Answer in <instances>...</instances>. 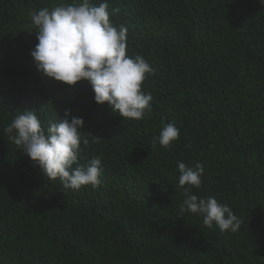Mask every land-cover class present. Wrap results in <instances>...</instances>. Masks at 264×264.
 Wrapping results in <instances>:
<instances>
[{"label":"trees","instance_id":"trees-1","mask_svg":"<svg viewBox=\"0 0 264 264\" xmlns=\"http://www.w3.org/2000/svg\"><path fill=\"white\" fill-rule=\"evenodd\" d=\"M61 2L72 0H0V264H264V5L107 0L127 55L152 68L151 111L135 120L97 104L88 81L37 69L31 14ZM23 110L44 125L82 117L79 163L100 158L101 184L65 190L45 176L4 132ZM168 122L179 139L154 146ZM178 162L204 166L192 194L230 207L238 232L180 211Z\"/></svg>","mask_w":264,"mask_h":264},{"label":"clouds","instance_id":"clouds-1","mask_svg":"<svg viewBox=\"0 0 264 264\" xmlns=\"http://www.w3.org/2000/svg\"><path fill=\"white\" fill-rule=\"evenodd\" d=\"M264 5V0H259ZM119 9L108 10L107 0L98 5L90 0L61 2L52 10L43 8L31 14V23L38 29V43L31 51L37 69L44 75L67 85L86 80L97 104L107 103L111 111L123 118L141 120L151 111L153 96L142 90V83L152 68L141 55L126 53L127 28L110 21ZM66 110L63 118L44 125L35 110H23L4 128L17 149L25 153L44 175L59 179L63 189L79 190L82 186L101 184V159L94 157L80 164L81 136L85 121ZM180 136L172 122L165 123L153 145L164 148ZM179 185L185 197L180 211L203 218L211 229L239 231L243 221L227 205L215 197L199 198L191 188L201 186L204 166L194 167L178 162Z\"/></svg>","mask_w":264,"mask_h":264}]
</instances>
